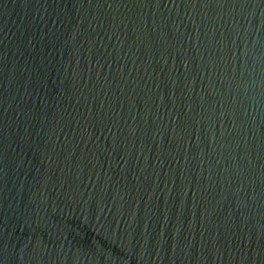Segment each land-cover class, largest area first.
Wrapping results in <instances>:
<instances>
[{
  "label": "water",
  "instance_id": "95a60500",
  "mask_svg": "<svg viewBox=\"0 0 264 264\" xmlns=\"http://www.w3.org/2000/svg\"><path fill=\"white\" fill-rule=\"evenodd\" d=\"M0 264H264V0H0Z\"/></svg>",
  "mask_w": 264,
  "mask_h": 264
}]
</instances>
